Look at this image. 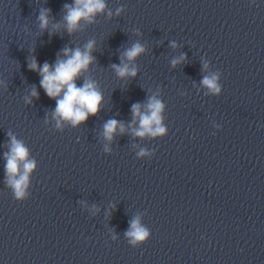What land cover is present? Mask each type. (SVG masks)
Masks as SVG:
<instances>
[{"label": "water", "instance_id": "obj_1", "mask_svg": "<svg viewBox=\"0 0 264 264\" xmlns=\"http://www.w3.org/2000/svg\"><path fill=\"white\" fill-rule=\"evenodd\" d=\"M104 2L70 34L74 0H0V264H264V0ZM90 41L76 83L96 84L99 111L58 126L29 65ZM122 59L135 77L117 75ZM214 74L219 93L202 84ZM153 96L166 131L137 137L132 106ZM112 119L125 131L109 141ZM9 133L36 161L22 200L5 182ZM137 219L149 236L134 246Z\"/></svg>", "mask_w": 264, "mask_h": 264}, {"label": "clouds", "instance_id": "obj_2", "mask_svg": "<svg viewBox=\"0 0 264 264\" xmlns=\"http://www.w3.org/2000/svg\"><path fill=\"white\" fill-rule=\"evenodd\" d=\"M105 8L104 0H74L73 5H65L67 15L64 20L67 23L69 33L71 34L79 26L81 20L91 22L93 16L103 12ZM121 10L118 9L117 14ZM39 19L41 28H47L49 23L47 14L42 13ZM93 47L94 42L90 41L83 51L79 48L75 50L65 48L63 53L66 59L58 58L54 65L44 63L40 67L35 60L29 65L30 70L39 72L42 77L40 84L46 94L50 98L56 99V108L53 116L57 118L58 126L61 119L76 126L86 121L90 115H96L99 111L102 94L98 91L96 84L87 78L80 87L76 83V80L82 76L94 61V57L91 55ZM144 51L143 46L136 43L131 48L126 49L123 55L131 62ZM177 63L179 61L174 60L173 66ZM112 68L121 78L135 77L137 75V69L129 67V64L124 63L123 59L120 65L113 64ZM205 68H207V65H205ZM202 84L213 93H219L220 91L215 74L210 77H204ZM38 95V92L33 88L32 96L38 97ZM163 110V103L155 96L149 99L145 111H141L140 104H134L132 106L133 123L135 124L138 121L139 127L133 128V135L137 137H145L146 135L152 137L162 136L166 131L162 124L163 118L161 114ZM117 129L121 133L125 131L121 122L115 119L108 120L104 124V137L109 141L112 140ZM9 138V150L4 153L6 160L5 182L13 190L15 197L18 200H22L27 195L29 177L36 167V161L29 158V150L22 141L17 140L11 133H9ZM139 155L144 156L146 152L141 150ZM126 236L129 238V242L136 246L147 240L149 232L140 225L137 219L132 221Z\"/></svg>", "mask_w": 264, "mask_h": 264}]
</instances>
